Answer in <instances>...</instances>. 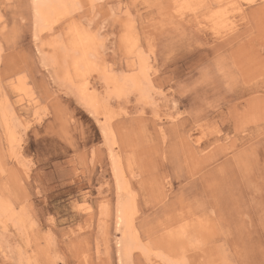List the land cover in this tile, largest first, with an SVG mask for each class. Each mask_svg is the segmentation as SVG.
<instances>
[{
	"label": "rangeland",
	"instance_id": "374dc122",
	"mask_svg": "<svg viewBox=\"0 0 264 264\" xmlns=\"http://www.w3.org/2000/svg\"><path fill=\"white\" fill-rule=\"evenodd\" d=\"M74 1L0 0V264H264V0Z\"/></svg>",
	"mask_w": 264,
	"mask_h": 264
},
{
	"label": "bare ground",
	"instance_id": "6f19581e",
	"mask_svg": "<svg viewBox=\"0 0 264 264\" xmlns=\"http://www.w3.org/2000/svg\"><path fill=\"white\" fill-rule=\"evenodd\" d=\"M248 2L251 3L252 0H246ZM254 1V0H253ZM74 0H37V2L35 3V20L38 24V26L43 29V28H48L51 26L50 23H55L57 22L60 17H63V15H66V13L68 12V9L70 11V9L74 6ZM68 22V21H67ZM68 24V23H67ZM38 27V28H39ZM67 30V29H66ZM90 30V29H89ZM70 32H73V30H70ZM91 33V32H90ZM89 33V34H90ZM73 34L76 36L75 37V41H72L69 47L68 52H66V54H64V57H62L61 63L58 62L59 59L58 57L54 58L53 56L55 55V53L49 51L48 53L52 56L51 58H53L55 63H59L62 67L64 68L63 70H67L69 68H72L74 70H76L74 67L77 66H84V67H91V65H93L94 63H90V59L88 58L87 55H94V53L96 52H92L91 50H93V47H96V42L94 40V37H90L89 35H87L86 33L80 32L78 30H75V32H73ZM66 37L68 38L69 36H67V33L65 34ZM71 38V37H69ZM130 39V38H129ZM74 40V39H73ZM39 41V40H38ZM67 40H65L66 42ZM71 41V39H70ZM48 42V41H47ZM52 42V41H51ZM68 45V44H67ZM46 46V45H44ZM57 47V46H56ZM92 47V48H90ZM52 51H54V49H52ZM59 51V49H58ZM89 51V52H88ZM60 53V52H59ZM139 54V53H138ZM58 55V54H57ZM135 56V55H134ZM141 56V55H140ZM74 58V62L69 63V64H63V63H67L70 59ZM94 58V57H93ZM139 58V57H138ZM136 58V59H138ZM138 65L137 67V74L134 75H129V76H123L121 79L123 82L128 81V84L131 85L132 88L137 89L139 91L142 92V86L144 85L143 81H146V72L144 69V65H143V60L144 58H139L138 59ZM134 64V63H132ZM134 68V67H133ZM77 71V70H76ZM38 72V70H37ZM104 73V71H103ZM21 74V73H20ZM70 74V73H69ZM80 75V73H79ZM83 76V75H82ZM261 77V76H260ZM22 78V77H21ZM114 76L113 75H109V74H104V83L106 85H111L114 84L115 87L116 86V80H114ZM257 79V78H256ZM17 81V80H16ZM13 82V81H12ZM120 86V85H119ZM16 87V86H15ZM86 87V86H85ZM84 87V84H82L81 88L79 89L81 94H83V97L85 96L84 93H86V89ZM21 88V87H19ZM85 89V90H84ZM120 89V88H119ZM17 90V89H16ZM14 91V90H13ZM7 92V91H6ZM89 94V92H88ZM10 95V94H9ZM15 95V94H14ZM87 95V94H86ZM28 96V95H27ZM90 96V95H89ZM82 97V96H81ZM88 98V97H87ZM86 97L85 99L90 102V104L94 103V100H88ZM94 98V97H93ZM84 98H82L83 100ZM19 101V100H18ZM96 101V100H95ZM27 102V101H26ZM83 102V101H82ZM85 103V102H84ZM87 104V102H86ZM94 106V104H93ZM92 107V106H91ZM7 114V113H6ZM38 118V117H37ZM253 118V117H252ZM201 130V129H200ZM116 167V166H115ZM118 170V169H117ZM4 171V170H2ZM117 175V174H116ZM118 177V176H117ZM119 178V177H118ZM132 204V203H131ZM119 210L118 213V222L119 224H123L124 225V231L126 233V236L123 240L122 243V252L124 254V256H127V254L130 251V248L132 246H135L134 249L138 246L137 245V239L135 238L133 233V225H132V209L128 206V205H122L120 206V208L118 207ZM1 219V218H0ZM199 222V220H198ZM179 230V229H178ZM187 230V229H186ZM119 231V230H117ZM122 234V233H121ZM123 235V234H122ZM184 235V234H183ZM124 236V235H123ZM166 236V235H165ZM121 237V236H120ZM121 239V238H120ZM119 239V240H120ZM118 240V239H117ZM121 241V240H120ZM118 242V241H117ZM146 248V247H145ZM121 252V253H122ZM4 254V253H2ZM119 255V254H118ZM120 259V258H119ZM120 261V260H119Z\"/></svg>",
	"mask_w": 264,
	"mask_h": 264
}]
</instances>
